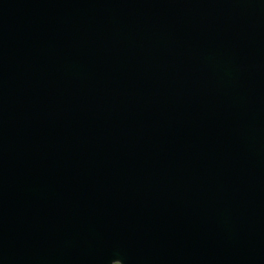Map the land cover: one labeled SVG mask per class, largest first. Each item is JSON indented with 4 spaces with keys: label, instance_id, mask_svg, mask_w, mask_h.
<instances>
[{
    "label": "water",
    "instance_id": "obj_1",
    "mask_svg": "<svg viewBox=\"0 0 264 264\" xmlns=\"http://www.w3.org/2000/svg\"><path fill=\"white\" fill-rule=\"evenodd\" d=\"M264 264V0H0V264Z\"/></svg>",
    "mask_w": 264,
    "mask_h": 264
}]
</instances>
